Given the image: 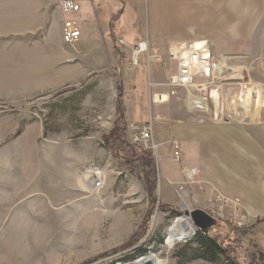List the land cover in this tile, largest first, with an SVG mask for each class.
<instances>
[{
	"label": "rangeland",
	"instance_id": "obj_1",
	"mask_svg": "<svg viewBox=\"0 0 264 264\" xmlns=\"http://www.w3.org/2000/svg\"><path fill=\"white\" fill-rule=\"evenodd\" d=\"M60 1L0 0V264H133L150 254L164 264H227L192 253L195 244L187 241L197 228L184 210L195 209L214 219L210 235L215 229L218 239L233 235L238 264H264L252 237L263 221L246 203L250 194L236 195L252 185L261 190L256 184L264 177V31L249 25L240 39L213 32L206 41L225 78L208 110H191L182 91L162 104L156 98L170 69H157L153 57L165 59L168 45L184 41L159 48L143 39L148 51L137 66L128 49L114 68L101 39L98 62L73 55L53 62L49 44L61 36ZM106 1L109 14L129 0ZM132 14L126 5L121 26ZM132 34H124L128 46ZM58 65L74 77L60 80ZM125 114L146 119L133 123L149 124V148L132 143ZM119 128L137 174L104 145L103 137ZM189 169L196 175L186 183ZM96 178L100 187H87ZM177 217H186L193 233L168 247L165 236ZM139 247L147 252L118 260ZM258 252L263 258L256 261Z\"/></svg>",
	"mask_w": 264,
	"mask_h": 264
},
{
	"label": "crops",
	"instance_id": "obj_2",
	"mask_svg": "<svg viewBox=\"0 0 264 264\" xmlns=\"http://www.w3.org/2000/svg\"><path fill=\"white\" fill-rule=\"evenodd\" d=\"M136 1L138 2L134 3L131 2V0L124 1L121 3L123 4V8L117 13L110 12L109 14H105L102 7L108 4L109 1L75 0L79 5L78 12L65 17H72L78 22L81 31L80 40L77 44L70 46L63 43L59 35L60 38L58 37L49 44L52 49L49 54L53 62L59 63L60 65L65 63L67 57H71V55L80 59L93 58L91 61L96 59V62H98L97 58L100 49L99 39L103 42L107 41L104 43L103 47L105 50L109 48L111 50V58L116 59L115 45H118L117 38H122L125 46H119L121 52L125 53V57L127 55L126 51H128V45L124 39L126 31L133 33L132 44L137 40L149 38V40H152L153 46L159 48L166 42L173 40H209V38L214 37L212 36L213 32L218 36L219 32H222L227 37L240 39L245 35L244 32H247L249 25L252 32L264 31V0ZM88 2L90 5H88ZM126 5L129 6L133 14L130 16L131 18L129 17L127 20L126 28H124L121 26L120 21L121 17L125 14ZM58 12L60 15L59 23L61 28L64 16L60 12L59 7ZM99 17H102L104 21L100 23ZM77 49L80 51H77ZM154 65L158 69V63ZM114 68H117V66L115 65ZM151 69L152 67L150 66V71ZM159 70H161V68ZM56 71L55 73L58 74L60 80L74 77L72 74L69 76L67 75L65 66L59 67ZM159 74H157V77L160 78ZM147 75L150 76L149 73H147ZM125 118L130 122L146 120L142 118L140 120L128 118L126 114ZM261 174H264V170ZM252 179L255 181L254 177H252ZM256 186H260L261 190L260 188L254 190L252 185L249 193L248 190H244V192L238 189L236 190V195L244 199L245 195L247 196L250 194L249 200L245 201L252 209V214L254 216H259L263 221L261 224L252 227V237L256 238L261 249L260 251L264 255V177L257 182Z\"/></svg>",
	"mask_w": 264,
	"mask_h": 264
},
{
	"label": "built area",
	"instance_id": "obj_3",
	"mask_svg": "<svg viewBox=\"0 0 264 264\" xmlns=\"http://www.w3.org/2000/svg\"><path fill=\"white\" fill-rule=\"evenodd\" d=\"M58 7L63 16L76 13L79 10V5L75 0H61ZM61 30H66L68 45L76 44L80 40L81 31L74 18L65 17ZM117 43L120 46H125L122 38H117ZM128 49L129 63L137 66L140 64V56L148 51L147 41L137 40L128 46ZM166 51L165 59H162L160 55L153 57L159 65L170 69L165 80L157 83L159 87L164 88V91L156 92L157 103L162 104L167 101L168 97L182 91L187 97L195 99L191 105L193 109L204 111L203 107H205L208 110L206 106L209 100H217L218 77L223 68L208 42L206 40L174 42L168 45ZM148 64L147 61V67ZM212 87L214 88L212 89ZM129 129L132 132L131 140L134 145H139L141 149L142 146L146 149L150 147L148 144L151 142L152 135L149 124L132 122ZM175 156L178 158L177 151H175ZM195 175V169L187 170L184 175L185 182H191ZM100 180L99 178L93 179V187L99 188ZM179 190L183 192L185 188L180 186Z\"/></svg>",
	"mask_w": 264,
	"mask_h": 264
},
{
	"label": "trees",
	"instance_id": "obj_4",
	"mask_svg": "<svg viewBox=\"0 0 264 264\" xmlns=\"http://www.w3.org/2000/svg\"><path fill=\"white\" fill-rule=\"evenodd\" d=\"M115 54H116V61H117V67L122 66V60L124 59V53L121 52L120 46L115 45ZM120 117V116H119ZM122 128H119L118 130L115 129L110 132V134L105 135L103 138L104 145L109 149L114 155L117 154L121 159L123 165H125L126 168H130L132 173H136L135 171V165L133 161V149L129 144L120 143L121 139L123 137L122 135ZM123 142V141H122ZM153 159L149 156V160ZM135 171V172H134ZM170 213L173 215H177V211L169 209ZM215 235H207L203 233L201 230L196 229L192 239L187 241L189 244L194 243L195 247L191 250L193 254L198 256L199 258H202L207 261L216 262L220 257H224L227 261V264H238L235 261L234 256V247H235V240L232 235V237H227L223 239H218L217 230L214 231ZM147 252L145 248L139 247L136 248L132 253L125 255L118 259L119 261H131L134 258L144 255ZM253 255H257L254 257V259L259 260L262 259L263 256L260 252L253 253Z\"/></svg>",
	"mask_w": 264,
	"mask_h": 264
},
{
	"label": "bare ground",
	"instance_id": "obj_5",
	"mask_svg": "<svg viewBox=\"0 0 264 264\" xmlns=\"http://www.w3.org/2000/svg\"><path fill=\"white\" fill-rule=\"evenodd\" d=\"M61 38L65 43H68L66 30H61ZM239 77H240V79H242L241 75ZM223 78H225V76L222 74H220V76L218 77L219 80H221ZM258 95H259V93H257V97H258ZM246 98L247 97H245L243 95L239 98L240 99L239 101L242 100L241 104H243L246 101ZM194 100H192L191 97L187 98V104H188L189 108H191V110H192V107H190V106L194 103ZM262 101H264V100H262ZM262 103H264V102H262ZM203 109L206 111L205 107H203ZM218 112L219 111L217 108L215 110V115H217ZM87 178L90 179V176H87ZM92 186L93 185L91 184L90 181L87 182V187L90 188ZM84 187H86V184ZM192 233H193V229H192L191 224L189 223L188 219L186 217H177L172 221L171 225L168 227L167 235L165 236V244H166V246L171 247L180 238H182V239H180L179 241H184V240L190 238ZM133 264H164V261L162 259H160L159 257L150 254L146 257H142V258L137 259Z\"/></svg>",
	"mask_w": 264,
	"mask_h": 264
},
{
	"label": "water",
	"instance_id": "obj_6",
	"mask_svg": "<svg viewBox=\"0 0 264 264\" xmlns=\"http://www.w3.org/2000/svg\"><path fill=\"white\" fill-rule=\"evenodd\" d=\"M184 214L187 215L195 227L201 230L203 233L210 235L214 227V219L211 218L205 211L200 209L184 210ZM182 239V238H180ZM178 239V241L180 240Z\"/></svg>",
	"mask_w": 264,
	"mask_h": 264
}]
</instances>
